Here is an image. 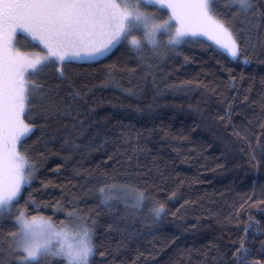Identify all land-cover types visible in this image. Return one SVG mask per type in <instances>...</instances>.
Segmentation results:
<instances>
[{
    "label": "trees",
    "instance_id": "1",
    "mask_svg": "<svg viewBox=\"0 0 264 264\" xmlns=\"http://www.w3.org/2000/svg\"><path fill=\"white\" fill-rule=\"evenodd\" d=\"M229 5L216 0L223 18L247 24ZM17 35L23 50H39ZM165 41L159 57L147 41L139 53L124 41L97 60L73 61L69 82L50 67L37 74L38 83L59 86L51 97L58 110L34 116L22 151L36 170L0 217V264H16L9 249L16 210L59 224L72 208L95 221L92 264H233L242 241L251 260L264 261V23L251 29L250 63L202 38L167 48ZM109 185L116 187L105 205L99 189ZM133 191L145 194L138 210ZM158 204L165 209L154 218Z\"/></svg>",
    "mask_w": 264,
    "mask_h": 264
},
{
    "label": "snow or ice",
    "instance_id": "2",
    "mask_svg": "<svg viewBox=\"0 0 264 264\" xmlns=\"http://www.w3.org/2000/svg\"><path fill=\"white\" fill-rule=\"evenodd\" d=\"M231 4L238 9L233 18L244 14L247 24L241 22L240 28L223 18L216 0H0V217L20 200L35 173V162L22 149L37 127V109L48 114L58 110L51 97L58 95L59 86L38 83L41 69L52 68L55 78L65 83L70 80L65 76L66 67L74 59L103 57L124 41L138 53L145 48L142 41H147L152 54L159 57L166 55L157 49L161 37H166L167 48L201 35L230 57L250 63L251 29H259L264 23V0L259 6L255 0H230ZM257 18L259 22L254 25L252 21ZM18 30L30 38L24 40V47L39 50H23ZM134 32L142 33L141 39ZM260 46L264 55V41ZM252 49L254 53V45ZM114 187L99 189L101 203L108 205L112 198L108 193ZM144 200L145 194L139 193L133 198L132 208H142ZM52 207L64 211L59 203ZM164 209L163 204L153 207L154 218H159ZM14 219L17 230L9 233V249L16 264H50V258L58 264H92L97 251L95 221L78 209L68 210L59 225L48 218L38 226L37 217L29 219L24 211ZM256 225L259 230L260 222ZM67 229L72 230V243L63 242L69 234ZM99 254L103 257L105 252ZM250 255L251 250L242 241L232 253L233 264H264L251 260Z\"/></svg>",
    "mask_w": 264,
    "mask_h": 264
},
{
    "label": "rangeland",
    "instance_id": "3",
    "mask_svg": "<svg viewBox=\"0 0 264 264\" xmlns=\"http://www.w3.org/2000/svg\"><path fill=\"white\" fill-rule=\"evenodd\" d=\"M18 33H22V34H25L26 36H27V34L26 33H23V32H20L19 30H18ZM28 37V36H27ZM29 38V37H28ZM197 38H202V39H205L206 41H208L209 43H211L213 46H215L217 49H219V47L217 46V45H215V43L212 41V40H210L208 37H206V36H199V37H197ZM112 49H110L109 50V52L111 51ZM220 51H222L223 53H225L228 57H230L229 55H228V53L226 52V51H223V50H221V49H219ZM108 52V53H109ZM99 58H101V57H93V58H90V59H87V60H80V59H74L73 61H76V62H91V61H94V60H97V59H99ZM231 59H233V60H236V59H234V58H232V57H230ZM108 190V189H107ZM106 190V191H107ZM120 193H121V191H120ZM133 194H134V196H136V195H138L139 193H137V192H135V191H133L132 192ZM109 195L111 194L110 192L108 193ZM21 211H24V210H16L15 211V213H14V217H16V216H18L19 214H20V212ZM25 212V211H24ZM26 214V213H25ZM26 216L30 219L31 217H33V216H29V215H27L26 214ZM34 216H36L37 217V225L39 226V223L42 221V220H47L48 218L47 217H45V216H42V215H34ZM52 221V220H51ZM53 222V221H52ZM55 224H57V225H59L58 223H55ZM67 231H68V236L64 239V241L63 242H65V243H72L73 242V236H72V234H71V232H72V230L71 229H67Z\"/></svg>",
    "mask_w": 264,
    "mask_h": 264
},
{
    "label": "clouds",
    "instance_id": "4",
    "mask_svg": "<svg viewBox=\"0 0 264 264\" xmlns=\"http://www.w3.org/2000/svg\"><path fill=\"white\" fill-rule=\"evenodd\" d=\"M163 29H161V31H162Z\"/></svg>",
    "mask_w": 264,
    "mask_h": 264
}]
</instances>
